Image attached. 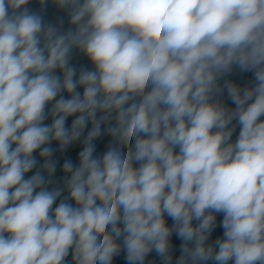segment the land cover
<instances>
[{
    "label": "clouds",
    "instance_id": "9594fccd",
    "mask_svg": "<svg viewBox=\"0 0 264 264\" xmlns=\"http://www.w3.org/2000/svg\"><path fill=\"white\" fill-rule=\"evenodd\" d=\"M0 264H264V0H0Z\"/></svg>",
    "mask_w": 264,
    "mask_h": 264
}]
</instances>
